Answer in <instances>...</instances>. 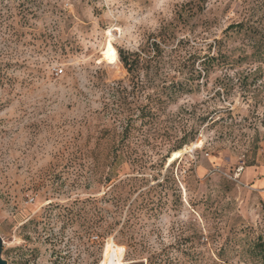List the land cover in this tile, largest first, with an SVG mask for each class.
Here are the masks:
<instances>
[{
	"label": "rangeland",
	"instance_id": "obj_1",
	"mask_svg": "<svg viewBox=\"0 0 264 264\" xmlns=\"http://www.w3.org/2000/svg\"><path fill=\"white\" fill-rule=\"evenodd\" d=\"M21 1L0 0L2 259L101 264L112 241L121 264H264V0ZM125 124L114 216L94 150Z\"/></svg>",
	"mask_w": 264,
	"mask_h": 264
},
{
	"label": "trees",
	"instance_id": "obj_2",
	"mask_svg": "<svg viewBox=\"0 0 264 264\" xmlns=\"http://www.w3.org/2000/svg\"><path fill=\"white\" fill-rule=\"evenodd\" d=\"M19 7L25 16L27 14H31V17H34L40 6L38 4V0H22ZM28 21V19H27ZM236 27L237 31H241L243 29V24L238 23L234 25H230L227 29H232ZM156 45V44H155ZM157 46V45H156ZM118 59L122 63L123 67L127 70L129 74H133L138 65V59H133L131 54L123 50L122 48H118ZM213 123H215L213 121ZM131 137V128L128 124H125L122 130L118 134V139L116 140V134L112 132L110 129H105L100 134L97 139L96 147L94 150V160L97 168H101L100 171H95V175H97L98 179L105 184H108L109 188L104 193L105 201L110 202L112 206L115 208L114 216L121 211L124 206V203L127 199V195L131 192L132 186L134 183L133 179L126 178L119 180L117 182L116 178L118 177L117 169L118 167L126 162L132 160V153L129 149L122 147V144L128 143ZM194 139V136L190 139L183 140L178 145L175 146L173 151L180 150L184 145L188 144ZM111 142V145L106 149H101L99 146L102 142ZM121 144V145H120ZM255 164V150L251 151L250 157L246 160L245 165L251 166ZM133 184H132V183ZM128 187V190H126ZM113 216V217H114ZM120 224L118 220H111L106 224L107 230L113 229ZM123 225V224H122ZM121 225V227H122ZM120 229L119 231H121ZM98 239V235L92 236V239ZM264 262V258H263ZM216 263V262H214Z\"/></svg>",
	"mask_w": 264,
	"mask_h": 264
},
{
	"label": "bare ground",
	"instance_id": "obj_3",
	"mask_svg": "<svg viewBox=\"0 0 264 264\" xmlns=\"http://www.w3.org/2000/svg\"><path fill=\"white\" fill-rule=\"evenodd\" d=\"M104 57L108 61H115L117 59V52L110 41L107 42ZM197 144H200V142H197ZM123 251L124 248L122 246H118L112 241L107 242L101 264H121Z\"/></svg>",
	"mask_w": 264,
	"mask_h": 264
},
{
	"label": "water",
	"instance_id": "obj_4",
	"mask_svg": "<svg viewBox=\"0 0 264 264\" xmlns=\"http://www.w3.org/2000/svg\"><path fill=\"white\" fill-rule=\"evenodd\" d=\"M2 245H3V240L2 237L0 236V264H7V262L1 257Z\"/></svg>",
	"mask_w": 264,
	"mask_h": 264
},
{
	"label": "built area",
	"instance_id": "obj_5",
	"mask_svg": "<svg viewBox=\"0 0 264 264\" xmlns=\"http://www.w3.org/2000/svg\"><path fill=\"white\" fill-rule=\"evenodd\" d=\"M62 68H58V67H55L54 68V73H55V75H59V74H61L62 73ZM213 264H219V263H213Z\"/></svg>",
	"mask_w": 264,
	"mask_h": 264
}]
</instances>
